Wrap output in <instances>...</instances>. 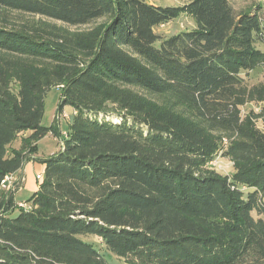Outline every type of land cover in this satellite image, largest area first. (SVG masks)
I'll return each instance as SVG.
<instances>
[{"label":"trees","instance_id":"obj_1","mask_svg":"<svg viewBox=\"0 0 264 264\" xmlns=\"http://www.w3.org/2000/svg\"><path fill=\"white\" fill-rule=\"evenodd\" d=\"M180 1L0 0V264H115L102 249L125 264H264V81H247L264 67L262 20ZM182 13L195 30L157 33ZM60 85L67 135L35 158L44 179L16 207L1 183L59 136L42 118ZM219 157L236 172L213 170Z\"/></svg>","mask_w":264,"mask_h":264},{"label":"rangeland","instance_id":"obj_2","mask_svg":"<svg viewBox=\"0 0 264 264\" xmlns=\"http://www.w3.org/2000/svg\"><path fill=\"white\" fill-rule=\"evenodd\" d=\"M150 4H155L159 6H171L178 7L183 6L186 2L180 0H147ZM229 3L234 8V10L238 14L255 12L258 13L262 20V34L263 40L257 43V48L264 52V0H229ZM22 19L31 20L33 17L30 16H22ZM38 19V18H36ZM71 30H83V28L71 27ZM196 29V23L194 19L182 13L177 19L171 21L170 23L161 26L157 33L162 37L169 38L181 32L193 31ZM250 85H254L264 81V67H258L253 72L250 73L247 79ZM61 96L62 90L59 87L51 88L45 96V109L44 115L42 118V126L50 127L52 125H56L59 130V136L55 137L53 135H48L44 139L40 140L37 143L38 150L37 154H33L30 158V161L27 162L23 169L24 171V181L26 186L23 187V177H17L14 175V182L10 187L6 190H3L5 194L9 196L12 195L14 202L17 204L16 207H19L20 203H26L30 197L39 190L40 184L44 179L45 165L35 160V158H44L52 154H58L63 146L62 138H65L67 135L69 122L74 113V110L66 106L62 110H60L61 104ZM262 104H249L242 108L243 115H245L250 110H254L256 112L259 111ZM105 117L110 120H117L120 118L121 114L115 110V107L112 105L107 106V110L105 111ZM257 128L261 131L264 130V122H257ZM28 133L21 135L17 141L12 144L13 148H20L22 145L23 139L27 137ZM36 156V157H33ZM211 168L216 172L220 173L223 176H231L234 172H236V166L227 159L219 157L216 161L211 165ZM38 175H42V178L39 179ZM22 176V175H21ZM95 242V241H94ZM97 242V241H96ZM99 243V242H98ZM101 244V243H99ZM105 257L112 263L115 264H125L124 261L117 259L111 253L107 252L105 249H102Z\"/></svg>","mask_w":264,"mask_h":264},{"label":"built area","instance_id":"obj_3","mask_svg":"<svg viewBox=\"0 0 264 264\" xmlns=\"http://www.w3.org/2000/svg\"><path fill=\"white\" fill-rule=\"evenodd\" d=\"M60 89H62L63 88V85H60V86H58ZM14 175L15 174H12V175H7L4 179H3V181H2V183H1V190H6V189H8L9 187H10V185H12L13 184V182H14ZM38 178L39 179H41V176H38ZM25 206V204H23V203H20L19 204V207H24Z\"/></svg>","mask_w":264,"mask_h":264},{"label":"crops","instance_id":"obj_4","mask_svg":"<svg viewBox=\"0 0 264 264\" xmlns=\"http://www.w3.org/2000/svg\"><path fill=\"white\" fill-rule=\"evenodd\" d=\"M26 165L28 166V163H27ZM26 165H25V166H26ZM25 166H24V167H25ZM23 169H24V168H23ZM23 169L20 170L18 173H16V176H17V177H19V176H20V177H23V187H24V186H26V183H25V181H24L25 179H24V171H23ZM28 169H29V166H28ZM21 175H22V176H21ZM38 176H41V178H42V175H38Z\"/></svg>","mask_w":264,"mask_h":264}]
</instances>
